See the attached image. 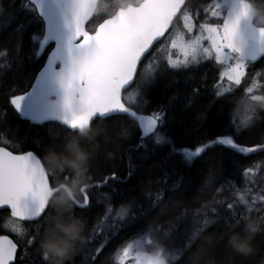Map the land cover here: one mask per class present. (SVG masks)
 Instances as JSON below:
<instances>
[{
	"label": "trees",
	"instance_id": "16d2710c",
	"mask_svg": "<svg viewBox=\"0 0 264 264\" xmlns=\"http://www.w3.org/2000/svg\"><path fill=\"white\" fill-rule=\"evenodd\" d=\"M32 8L28 0H0V144L13 151L35 152L55 177L53 181L69 180L75 172L68 166L50 172L45 156L55 153L71 158V146L79 144L91 154L87 180L96 187L85 190L90 200L87 208L75 207L70 201V207L49 201L53 219L38 233L40 245L25 244L42 225L23 222L20 228L24 234L15 236L20 243L24 238L21 252L13 264H45L41 245L62 240L61 226L77 220L85 221L86 227L72 264H91V253L104 237L110 241L103 264H119L112 261L114 249L135 236L148 238L149 233L163 241L172 264H264V231L252 238L248 254H238L228 245L232 233L245 235L246 216L264 217V183L258 179V171L264 168V118L242 129L231 117L238 96L245 95L244 88L250 84L248 74L227 95L219 96L216 85L221 69L217 64L204 61L176 71L160 61L153 70V82L142 95H136L134 86L125 94L133 98L136 110L156 113L164 109L158 129L164 138L161 143L151 134L139 147L137 125L123 115L92 121L90 126L98 133L94 142L54 122L33 125L22 120L10 104V97L28 88L44 61V56L36 55L43 23ZM92 19L87 25L91 29L97 23ZM146 80L147 73L139 71L136 81ZM221 138H231L243 149L209 144ZM202 147L191 163L181 153ZM248 148L254 151L247 152ZM83 179L71 182L77 183L78 198ZM108 198L116 209L129 199L137 201V212L118 232L104 219V199ZM229 203L233 208H228ZM5 212H0V234ZM237 215L243 217L238 228L233 226ZM209 238L213 244L207 243ZM147 249L154 251L150 246Z\"/></svg>",
	"mask_w": 264,
	"mask_h": 264
},
{
	"label": "snow or ice",
	"instance_id": "6c2138e0",
	"mask_svg": "<svg viewBox=\"0 0 264 264\" xmlns=\"http://www.w3.org/2000/svg\"><path fill=\"white\" fill-rule=\"evenodd\" d=\"M182 3L183 0H140L138 4L119 8L98 25L94 34H90L85 29V23L94 14L97 0H71L69 25L71 35L67 40V51L72 57L71 64L65 65L63 57L57 54L56 49L48 57L49 64L54 58L60 62L57 75L65 92L62 109V119L65 124L71 129H82L87 127L95 116L106 117L110 113H125L138 121L145 136L153 134L156 143L164 140L158 130V125H162L164 121V109L161 108L159 112L145 117L125 106L121 94L128 87L134 86L137 89L136 95H142L148 85L153 82L154 71L147 73L145 82H137V68L153 43L165 34ZM31 4L33 5L31 10H33L34 0H31ZM211 11L213 16L219 17L214 5ZM247 15L248 8L241 0L240 11L235 19L224 20L222 25L205 28L208 33L207 39L211 41V48L215 49L218 61H221L222 57L227 59L226 49L233 52L239 51L237 28L240 18H246ZM259 32L261 39H264V28H260ZM46 42V38L38 40L41 51L45 48ZM176 46L173 43V47ZM182 50L185 56L191 55L195 59L200 51L199 41ZM204 51L207 53L210 49ZM172 66L177 65L173 62ZM246 67L242 62H234V66L229 65V71L225 75L229 81L239 85ZM23 99V95H16L12 99L11 103L17 111ZM216 143L231 146L233 149L238 147L231 138L209 142L210 145ZM141 146H143V139ZM172 150L176 151L175 148ZM203 150L198 149L195 152L185 150L184 159L191 163ZM252 151L254 149H247V152ZM50 178L55 180L33 152L14 155L11 151L0 147V207H9L11 216L19 221H36L42 225L33 235L32 240L27 241L30 245H40L38 233L42 232L45 226H50L53 219L51 215L53 207L49 203V198L54 191V185L50 184ZM81 193H85V189H82ZM104 203L106 204L104 219L111 221L114 232L126 226L132 220L133 214L137 212V201L134 198L122 202L119 209L111 205L110 198ZM75 207L81 209L89 207V197L86 193L80 195L75 201ZM228 208H233V205L229 203ZM74 214H76L75 211ZM242 218L237 215L233 226L238 228ZM95 231L96 228H93V232ZM109 241V237H104L93 249L91 264H103ZM144 245L159 248L160 242L152 238L149 233L147 239L141 237L135 241L137 249ZM16 248L17 245L7 236L0 237V264H12ZM132 249L133 244L123 247L122 254L118 257L119 264H125V258L129 257ZM139 256L138 251L136 257L138 264H165L163 257H167L168 254L165 248H161L156 254L145 253L143 260H140Z\"/></svg>",
	"mask_w": 264,
	"mask_h": 264
},
{
	"label": "water",
	"instance_id": "95a60500",
	"mask_svg": "<svg viewBox=\"0 0 264 264\" xmlns=\"http://www.w3.org/2000/svg\"><path fill=\"white\" fill-rule=\"evenodd\" d=\"M28 1L31 3V0ZM185 2L186 0H183V3L180 5L175 16L183 7ZM240 3L241 2L239 1H234L228 6L224 14L223 21L229 19H235L237 17L240 11ZM34 4H35L36 12L43 22V34L41 40L45 38L47 40L45 44V48L42 51L39 49V45H38L37 54L38 56H41L49 45H52V48L47 53L43 65L36 73L28 90L21 94H18L24 96L19 111L16 110L14 105H12V107L14 108V110L21 119L27 120L30 123L43 124L44 122H56L62 126H66L69 129H71L69 125L63 122L62 119L63 116L62 109H63V100H64L65 92L60 82V77L59 75H57L60 68V62L57 61L55 58L53 59L51 64H49L48 62V57L50 56L51 52L54 49H56L57 54L63 57L64 64L65 65L71 64L72 57L69 55L67 51V40L71 35V29L69 26L71 22V0H34ZM92 16L86 21V23L92 18ZM175 16L172 18L171 22L173 21ZM171 22L169 24V27L171 25ZM86 23H85V29H86ZM259 29L260 28L253 25V22H251L249 19L245 17L240 18L237 28L239 51L235 53L238 54L243 59L252 62H257L260 59H264V39H261ZM94 32L95 31L89 33L94 34ZM161 38L162 37H159L158 40L153 43V45H155ZM151 48L149 49V51L151 50ZM15 96H13L10 99V102ZM138 114L143 115L145 117L149 116L148 114H143V113H138ZM112 115H125L138 125L141 131L140 143H139V147H141V141L145 137V135L143 133V129L139 126L138 121L132 119L128 114L118 113V112L110 113L106 117ZM96 118H105V117L95 116L92 118L90 123ZM90 123L88 126H90ZM71 130L75 131V129H71ZM5 150L10 151L7 148H5ZM27 152H32V151H26L22 153H14V152L12 153L14 155H22V154H26ZM4 209L11 210L7 206L0 207V210H4ZM0 237H4V236H0ZM8 239L11 240L13 243H15L10 237H8ZM17 249L18 247L16 248V253H17Z\"/></svg>",
	"mask_w": 264,
	"mask_h": 264
},
{
	"label": "rangeland",
	"instance_id": "374dc122",
	"mask_svg": "<svg viewBox=\"0 0 264 264\" xmlns=\"http://www.w3.org/2000/svg\"><path fill=\"white\" fill-rule=\"evenodd\" d=\"M226 2L227 0H203L202 2L195 5L190 3L186 4L184 9L179 13L178 17L176 18V21L174 22V28L172 30H169L164 36V38L158 43V50L156 51L154 58L165 59L166 63L170 67L175 69H183L189 66L199 65L204 61H208L207 58L210 62L217 64L218 67H220L219 64H221L222 66L220 67V78H222L218 83L219 85H216V89L218 92L216 94L219 96L227 95V92L237 86L234 82L228 80L225 73L229 71V65L234 66V62H242L247 67L244 69V74L241 79L247 78V74L252 73V75L249 77L251 78L250 84L245 86L244 88L245 95L243 100H247L250 95L264 92V63L262 64L261 69L260 66H258L257 69L253 68L251 69L252 71H248V63L227 49L225 50L227 59H224L222 57L221 61H218L216 59L215 49L211 48V41L207 39L208 33L205 30L207 26L215 27L218 25V23L215 21L217 17L212 15L211 9H213V5L216 8V11L219 13L220 9H222V7L224 8ZM120 5H122V2L114 1L108 6H105L103 3H101L99 5L100 13H94L92 20L94 22L102 20ZM187 7L188 12H185ZM183 41L185 42L184 44L182 43ZM196 41H199L200 47V51L198 52L196 58L193 59L191 55L185 56L182 48H186L188 45H191ZM173 43H175L177 46L173 47ZM206 49H210V51L205 53L204 50ZM146 58L148 60L144 62L142 69L148 73L149 71H152L155 68L156 62L150 61L149 55ZM173 62L176 63V67L172 66ZM126 101L130 102L131 100L126 97ZM236 122L237 121L234 118L233 124ZM237 148L240 150L243 149V147L239 146ZM198 149H203V147ZM185 150L186 149L181 151L182 155ZM187 151L195 152L196 150ZM258 175L259 183H264V168L263 170L258 171ZM69 181L74 183L78 181L77 183H80L81 177L76 173H73L69 176ZM104 205L106 206V204ZM111 205L113 206V203ZM110 224L111 222L109 223V225ZM20 225V221L17 218L12 217L11 214H6L4 216L3 226L6 234L14 238L16 235L22 236L24 233L21 230ZM141 237L144 236H135L129 239L118 249V251L114 254V257L112 258L119 263L118 257L122 254L123 247L127 246L128 244H133V249L129 257L125 258V264H134V261L138 263L136 259L138 251L140 253L139 259L142 258V260L144 259L145 253H153L152 250L147 249V245L142 246L140 249H137L135 247V241L139 240ZM144 238L147 239V237Z\"/></svg>",
	"mask_w": 264,
	"mask_h": 264
},
{
	"label": "clouds",
	"instance_id": "9594fccd",
	"mask_svg": "<svg viewBox=\"0 0 264 264\" xmlns=\"http://www.w3.org/2000/svg\"><path fill=\"white\" fill-rule=\"evenodd\" d=\"M118 2V0H117ZM103 3L108 6V0H97V6L94 13H100L99 5ZM248 8L247 19L254 23L258 28L264 27V0H242ZM264 92L250 95L245 104L238 101L232 111L231 117H234L242 129L253 126L258 120L264 118ZM76 134L90 142H94L98 134L91 126L75 129ZM72 157H61L55 153L45 156L48 170L51 172L55 168L61 171L65 166L71 167L74 172L83 177L81 186L87 185V178L90 171V152L81 148L79 144L71 146ZM63 194L50 198V202L57 203L61 206H69V201L77 195L78 189L76 184L62 185L60 189ZM86 222L77 220L70 226H61L64 238L59 242L46 241L41 245L42 259L45 264H72L77 254V246L84 239V229ZM260 231H264V217L246 216L244 218V233H232L228 237V245L238 254H248L251 251L252 238ZM207 243L213 244L214 240L209 238ZM164 248L163 241H160V247L154 248L153 254L160 252ZM165 264H172L169 256L163 257ZM211 264V262H209Z\"/></svg>",
	"mask_w": 264,
	"mask_h": 264
},
{
	"label": "flooded vegetation",
	"instance_id": "af4514ba",
	"mask_svg": "<svg viewBox=\"0 0 264 264\" xmlns=\"http://www.w3.org/2000/svg\"><path fill=\"white\" fill-rule=\"evenodd\" d=\"M200 2H202V0H197V1H196V0H187V3L193 4V5L198 4V3H200ZM173 28H174V25L171 27L170 30H172ZM154 49H155V48H154ZM154 49H153V50H154ZM151 51H152V50H151ZM152 52H153V51H152ZM152 52H151V53H152ZM151 53H150V54H151ZM150 54H149V55H150ZM257 63H258V62H257ZM257 63H254V64L257 66ZM60 182H61V181H60ZM53 183H54V182H53ZM61 183H62V182H61ZM63 183H71V182H70L69 180H67V181H65V182H63ZM82 187H84V186H80V188H79V189H80V193H81ZM86 189H87V188H86ZM86 189H85V190H86ZM86 192H87V191H86ZM84 194H85V193H81V195H84ZM74 198L78 199V197H76V196H74ZM89 203H90V200H89ZM71 204H72V203H71ZM72 205L75 206V204H72ZM78 208H79V207H78Z\"/></svg>",
	"mask_w": 264,
	"mask_h": 264
},
{
	"label": "bare ground",
	"instance_id": "6f19581e",
	"mask_svg": "<svg viewBox=\"0 0 264 264\" xmlns=\"http://www.w3.org/2000/svg\"><path fill=\"white\" fill-rule=\"evenodd\" d=\"M34 79V78H33ZM33 81V80H32ZM139 143H140V137H139ZM103 185V183L102 184H100V185H98L99 187H101ZM86 188H89V187H86V186H84V187H82V189H86Z\"/></svg>",
	"mask_w": 264,
	"mask_h": 264
}]
</instances>
